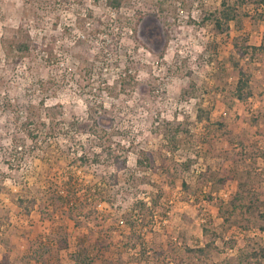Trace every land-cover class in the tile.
I'll list each match as a JSON object with an SVG mask.
<instances>
[{
	"label": "rangeland",
	"instance_id": "obj_1",
	"mask_svg": "<svg viewBox=\"0 0 264 264\" xmlns=\"http://www.w3.org/2000/svg\"><path fill=\"white\" fill-rule=\"evenodd\" d=\"M226 1L237 16L219 31L207 17L222 0H0V264H74L83 250L91 264H264V0ZM20 27L32 46L14 63L4 42ZM40 100L64 119L54 129L38 109L50 147L15 148ZM89 111L97 136L70 132ZM108 141L126 167L105 162ZM83 151L99 164L81 165ZM66 177L79 198L112 201L80 224L46 211ZM32 197L24 215L18 198ZM139 199L157 201L153 215L137 216Z\"/></svg>",
	"mask_w": 264,
	"mask_h": 264
},
{
	"label": "trees",
	"instance_id": "obj_2",
	"mask_svg": "<svg viewBox=\"0 0 264 264\" xmlns=\"http://www.w3.org/2000/svg\"><path fill=\"white\" fill-rule=\"evenodd\" d=\"M98 1V0H95ZM125 0H105V3L108 7L111 9L118 10L121 5L123 4ZM164 1H169V0H161L163 3ZM161 8V7H160ZM213 17V23L217 30L221 31L223 29L228 28V23L235 19L237 16L236 9L234 5H230L227 3L226 0H222L221 2V8L215 10L213 13L208 14L207 18ZM118 24L120 23L121 18L117 16L114 19ZM112 19V21H114ZM32 46V41L30 39V35L28 34L27 31L23 30L22 27L18 28L14 34H11V36L6 39L4 42V50L6 52V56L12 60L14 63L17 62L18 59L22 58L24 54L29 52ZM264 46V45H262ZM260 48V47H259ZM256 49V47H254ZM244 50H241L240 55L243 54ZM48 53V58H51V52L47 51ZM238 73V80L235 85V91L234 94L238 97H242L244 94V90L248 87V82H249V76L241 69L237 70ZM37 84L39 85L40 89L42 90H48L51 88V84H54L53 80H43L39 79L37 81ZM44 108V114L46 116L47 122H50L52 125V128L55 129V127H58L60 125L62 119H58L57 121V115H61V105L57 102L51 105H45L44 100L39 101V106L35 107L31 114V109H30V114L25 116V119L22 121L20 125L21 129V136L15 137L14 138V144L13 146L16 148H21L22 145H24L25 139H29L32 142H34L35 145H39L41 143L49 145L48 141L51 138L50 132H46L45 126H46V121L42 119V115H40V112L38 109ZM26 110L29 111V109L26 108ZM205 115L207 116V112L203 111L200 109V111L197 113L198 118H202V116ZM88 117L91 120V123L86 122V123H81L79 122L76 118H72L70 121H68L67 127L69 128L70 132L75 133L77 130L78 132H88V134H91L93 136H97V131L96 127L98 125V119L96 117L94 118L93 115L88 112ZM64 122V121H63ZM81 123V124H80ZM30 125L32 127H30ZM44 129V130H43ZM101 137L99 136L98 139ZM50 147V145L48 146ZM48 147L46 149H48ZM104 154H105V162L106 163H113L115 165V168L120 169L124 168L125 163L124 159L121 160L120 154L114 153L113 149L111 148V143L108 141L107 147L103 149ZM143 154V152H141ZM104 156V155H103ZM101 153L99 152H94L93 156L87 157V154L83 151V153L79 154L78 160L83 165L84 167H91L92 164H99L98 162L100 161ZM147 158V157H145ZM138 163L141 162V159H138ZM68 178V177H66ZM63 183V191L61 190H56L51 186L46 188V196L48 198L47 203L45 204V210L52 212L55 210V208L58 205L64 206L65 209H63V213H65L68 217L71 219H74L77 224H80L82 219L86 220H93V217L95 213L98 212V204L101 202H106L110 203L112 200L109 197H105L104 199L101 198V196L97 197L96 195H92V197H83L79 198L78 192L81 189V185L77 180H73L71 177H69L67 180L62 181ZM100 183L95 182L90 184L88 189L92 188H99L103 185H99ZM86 189V190H88ZM63 194L62 192H64ZM78 193V194H77ZM36 198L32 197L31 200L29 201H24L23 198H18V204L19 206L24 210L23 214L28 215L31 209L34 208L36 204ZM24 203H28L27 206H24ZM157 201L154 199L152 201V205L148 207L146 205V202H144L142 199H139L135 203V208L138 211L137 216H143L144 215H153L152 209H154L155 204ZM50 206H53L54 208L51 210L49 209ZM44 208V206H43ZM83 209H86L84 212ZM136 216V217H137ZM129 226L131 228L134 227L133 221H129L130 219H127ZM137 220V218L135 219ZM210 245H206V247H198L197 249H189V252L192 254L199 253L200 255H207L209 251ZM161 252H157V254H160ZM43 253L40 255L42 257ZM74 264H91L92 260L89 258L88 252L85 250L82 251L81 255L78 253H70L69 255Z\"/></svg>",
	"mask_w": 264,
	"mask_h": 264
}]
</instances>
